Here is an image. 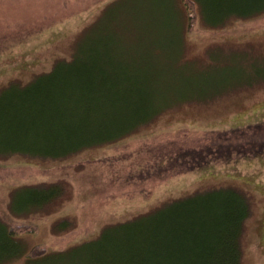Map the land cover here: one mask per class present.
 Wrapping results in <instances>:
<instances>
[{"label":"rangeland","instance_id":"374dc122","mask_svg":"<svg viewBox=\"0 0 264 264\" xmlns=\"http://www.w3.org/2000/svg\"><path fill=\"white\" fill-rule=\"evenodd\" d=\"M233 1L199 0L197 20L182 30L176 0H0V217L24 224L12 223L22 217L12 207L29 203L37 185L59 189L41 211L24 212L34 232L18 233L26 253L46 255L3 264H102L112 243L100 252L89 241L67 247L166 200L229 186L251 204L243 263L264 264V0ZM100 16L124 35L119 57L144 93L138 114L164 110L130 138L51 158L44 149L51 133L20 123L44 117L37 102L53 83L28 89L56 60L72 59ZM114 83L124 85L122 76ZM100 101L80 126L103 119ZM194 150L203 156L188 154Z\"/></svg>","mask_w":264,"mask_h":264},{"label":"trees","instance_id":"16d2710c","mask_svg":"<svg viewBox=\"0 0 264 264\" xmlns=\"http://www.w3.org/2000/svg\"><path fill=\"white\" fill-rule=\"evenodd\" d=\"M198 1L176 0L178 6L186 9L180 8L182 30H189L194 20H197L200 10ZM218 2L216 5L222 8L223 3ZM232 3L237 2L234 0ZM194 8L198 9L197 13ZM102 20L100 16L84 30L83 41L75 46L72 59L56 60L50 74L37 75L39 78L28 89L29 92L37 86L53 83L52 88H48L50 93L45 89L47 94L44 92L42 101L37 102L38 108L44 107L37 109L38 113H45L44 117L34 120L27 116L26 123H20L22 127L39 128L51 133L47 136V147L44 148L45 152L56 155L51 158L82 151L96 144L114 143L127 136L130 138L164 110L157 108L148 116L138 114L144 93L139 92L135 79L130 78L129 70L124 68L119 57L124 35L119 34L117 29L104 26ZM64 72L69 75L62 76ZM116 76H122L124 85L114 83ZM51 94L57 104L49 96ZM98 96L101 99L99 105L104 106L101 112L103 119L95 123L85 121L89 124L80 126L82 122L78 118L83 120V115L96 109ZM122 104L129 107L123 115ZM58 110L65 112V115L61 116ZM119 111L122 116L112 119L113 112L117 114ZM24 116L19 119L23 120ZM70 120L75 121L70 123ZM92 120H95L94 116ZM26 137L24 135L18 139ZM58 146L61 148L57 149ZM196 152L194 150L188 154H204ZM213 152L210 151L211 154ZM37 188L38 191L32 190L29 203L24 202L19 208L12 207L14 214L22 216L20 222L14 220L12 223L24 224L11 226L8 218L5 220L0 217L1 264L11 258L25 256L26 261L32 255L37 258L46 255L34 249L27 254V246L18 235L34 232L32 227H36V221L26 220L25 214L41 211L40 208L51 201L59 190L52 185H37ZM250 214L248 195L237 187L196 189L191 194L166 200L126 221L108 223L97 231L85 233V237L80 236L78 242L67 248L89 241L94 242L98 248L95 250L100 252L107 250L106 244L112 243L111 248L116 249L114 252L122 258L116 260L112 251L108 255L109 259L102 264H244L242 234ZM118 243L124 246L123 252L119 251L123 248H118Z\"/></svg>","mask_w":264,"mask_h":264}]
</instances>
